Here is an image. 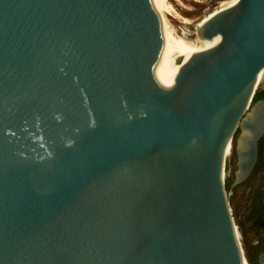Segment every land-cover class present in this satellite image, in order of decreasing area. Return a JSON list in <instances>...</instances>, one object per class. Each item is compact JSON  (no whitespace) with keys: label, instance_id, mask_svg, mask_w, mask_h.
I'll list each match as a JSON object with an SVG mask.
<instances>
[{"label":"water","instance_id":"obj_1","mask_svg":"<svg viewBox=\"0 0 264 264\" xmlns=\"http://www.w3.org/2000/svg\"><path fill=\"white\" fill-rule=\"evenodd\" d=\"M195 36L157 0H0V264L246 263L225 175L264 132V0Z\"/></svg>","mask_w":264,"mask_h":264},{"label":"rangeland","instance_id":"obj_2","mask_svg":"<svg viewBox=\"0 0 264 264\" xmlns=\"http://www.w3.org/2000/svg\"><path fill=\"white\" fill-rule=\"evenodd\" d=\"M223 1L226 0H167L173 10H176L175 12L179 15V17L187 20V25H195L205 13L216 9L219 6V3H222ZM164 18L167 24L173 29V32L176 36L186 40H190L191 38L195 37V34L192 33L191 30H188L186 28L187 25H184L179 18L167 14H164ZM261 73L264 74V68ZM254 92H257L258 94H264V76L261 77V80L258 83ZM251 105L252 103L250 102L249 107ZM232 147L233 138L230 144L228 154L229 168L225 175L227 202L230 209L233 224L235 228L239 230L238 241L242 250V255L245 261L246 255L255 257L256 263L258 255L264 251H261L262 246H264V227L256 229L257 225H254L256 219L250 217L247 214L251 201L249 202L247 198L239 197L236 193L238 188H235L233 186L232 180L235 168L233 165V159H231L233 157ZM256 173L258 172L256 171ZM256 247L258 249L257 252L254 250V248Z\"/></svg>","mask_w":264,"mask_h":264},{"label":"flooded vegetation","instance_id":"obj_3","mask_svg":"<svg viewBox=\"0 0 264 264\" xmlns=\"http://www.w3.org/2000/svg\"><path fill=\"white\" fill-rule=\"evenodd\" d=\"M241 132L238 130L233 136L232 153L233 165V186L237 189V195L247 198L250 203L247 214L256 219L254 225L256 229L264 227V132L256 143V158L248 174L239 182H235V172L237 170V156L235 148ZM256 171L258 173H256ZM242 188V189H240Z\"/></svg>","mask_w":264,"mask_h":264},{"label":"bare ground","instance_id":"obj_4","mask_svg":"<svg viewBox=\"0 0 264 264\" xmlns=\"http://www.w3.org/2000/svg\"><path fill=\"white\" fill-rule=\"evenodd\" d=\"M157 2H158V5H159V7H160V9H161V12H162V14H163V16H164V14H167V15H171V16H173V17H176V18H179L180 19V21L184 24V25H187L188 24V22H187V20L186 19H184V18H181V17H179V15L175 12L176 10H173V8L171 7V5L167 2V0H157ZM234 4V2H233V0H226V1H223L222 3H219V6L216 8V9H213V10H211V11H209V12H207V13H205L204 15H203V17L195 24V27H194V29L193 30H191L192 31V33H196V29L203 23V22H205L208 18H210L213 14H215L217 11H219V10H222V9H224V8H227V7H230L231 5H233ZM175 9V8H174ZM165 19V18H164ZM170 21V20H169ZM192 21V20H191ZM166 22V21H165ZM166 25H167V28H168V33H169V39L171 40V42L175 45V46H177V47H184L187 43H188V41L189 40H186V39H183V38H181V37H178V36H176L175 34H174V32H173V29L167 24V22H166ZM188 26V25H187ZM186 26V27H187ZM174 28V27H173ZM176 29V28H175ZM179 32V31H178ZM196 37V36H195ZM219 40H220V37L219 36H215V37H213L212 39H211V41H213L215 44H217L218 42H219ZM261 73V72H260ZM260 80H261V78L257 81V82H255L252 86H251V88L248 90V92H247V100H248V105H249V103H250V100H251V97H252V94H253V92L255 91V89H256V87H257V85H258V83L260 82ZM247 135V132H244V131H242L241 132V134H240V137H238L239 138V140H238V144L240 145L241 143L239 142L240 140H241V138H243L244 136H246ZM238 145V146H239ZM240 146H242V144L240 145ZM229 154V153H228ZM229 168V167H228ZM246 264V263H245Z\"/></svg>","mask_w":264,"mask_h":264},{"label":"trees","instance_id":"obj_5","mask_svg":"<svg viewBox=\"0 0 264 264\" xmlns=\"http://www.w3.org/2000/svg\"><path fill=\"white\" fill-rule=\"evenodd\" d=\"M264 98V94H258L257 92H254L251 98V103H254L256 100ZM254 250L257 252V247L254 248ZM260 250V249H259ZM264 250V246H262L261 251ZM246 261L248 264H254L255 263V257H251L250 255H246Z\"/></svg>","mask_w":264,"mask_h":264},{"label":"snow or ice","instance_id":"obj_6","mask_svg":"<svg viewBox=\"0 0 264 264\" xmlns=\"http://www.w3.org/2000/svg\"><path fill=\"white\" fill-rule=\"evenodd\" d=\"M233 2H234V3H237V2H238V0H233Z\"/></svg>","mask_w":264,"mask_h":264}]
</instances>
